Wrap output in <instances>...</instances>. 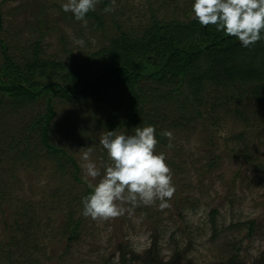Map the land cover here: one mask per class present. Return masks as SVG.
I'll return each mask as SVG.
<instances>
[{
  "label": "rangeland",
  "instance_id": "rangeland-1",
  "mask_svg": "<svg viewBox=\"0 0 264 264\" xmlns=\"http://www.w3.org/2000/svg\"><path fill=\"white\" fill-rule=\"evenodd\" d=\"M104 1L111 2L101 0L94 11L103 19L101 29L95 22H69L70 12L61 7L65 0H0V75L5 58L20 68L35 56L78 64L108 47L117 27L140 34L154 20L193 18L194 0H116L110 13L103 11ZM73 36L85 46L75 45ZM204 95L208 104L194 107L203 118L192 114L180 128H172L179 117L175 108L173 114L162 111L165 129L173 133L172 149L165 137V145H157L167 155L176 188L170 206L161 209L157 201L107 220L82 215L88 182L99 178L85 176L80 150L92 146V161L108 162L99 143L105 131L88 106L56 99L49 129V144L77 166V183L71 163L60 158V170L32 128L46 113L44 100L18 107L3 99L0 264H120L122 255L124 264H221L232 257L231 264H264V105L243 97L238 119L234 103L221 102L211 112L228 92L208 87ZM69 215L81 224L73 242L64 235Z\"/></svg>",
  "mask_w": 264,
  "mask_h": 264
},
{
  "label": "trees",
  "instance_id": "trees-1",
  "mask_svg": "<svg viewBox=\"0 0 264 264\" xmlns=\"http://www.w3.org/2000/svg\"><path fill=\"white\" fill-rule=\"evenodd\" d=\"M110 3L104 1L103 5L108 7ZM67 19L80 22L72 13ZM86 19L101 29L104 27L102 17L94 11ZM107 42L108 47L89 54L78 64L39 61L35 56L20 68L5 58L1 70L0 113L3 99L18 107L43 99L46 113L32 128L37 130L47 153L59 162L60 170L64 168L60 158L71 163L77 183L81 182L74 161L49 144L56 99H79L81 104L85 103L89 116L105 132L118 130L133 134L136 127L155 126L159 144L163 145L165 141L160 133L167 124L163 109L171 114L173 108L177 111L178 121L172 122L175 129L190 123L192 114L203 118L195 108L208 104L203 98L208 87L216 93L224 90L230 94L216 100L218 105L211 106L212 113L221 108V102L234 103L233 112L240 119L243 97L264 105V40L245 48L236 37L218 32L213 25L202 26L191 18L187 22L154 20L140 34H128L117 27L116 38ZM91 191L87 188L84 197ZM80 225L79 220L73 221L69 215L64 227L68 242L76 240ZM153 250L154 245L149 252ZM234 260L232 257L221 264H231ZM120 264H124L123 255Z\"/></svg>",
  "mask_w": 264,
  "mask_h": 264
},
{
  "label": "clouds",
  "instance_id": "clouds-1",
  "mask_svg": "<svg viewBox=\"0 0 264 264\" xmlns=\"http://www.w3.org/2000/svg\"><path fill=\"white\" fill-rule=\"evenodd\" d=\"M100 2L65 0L61 7L86 26L87 14L95 11ZM115 5L116 0H111V5L103 11L113 12ZM192 13L202 26H215L218 32L236 37L245 48L264 40V0H194ZM72 40L75 45L85 46L83 38L73 36ZM91 43L95 44V40ZM160 135L169 140L167 148L172 149L173 133L163 130ZM99 143L108 157V162H101L99 166L91 159L92 146L80 150L85 176L91 180L99 178L95 184L88 182L92 191L82 198L84 217L94 220L117 218L134 207L151 206L157 201L161 209L170 206L168 201L176 188L166 153L157 152L159 140L155 126L136 127L133 134L107 131L101 134Z\"/></svg>",
  "mask_w": 264,
  "mask_h": 264
}]
</instances>
